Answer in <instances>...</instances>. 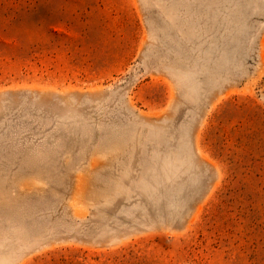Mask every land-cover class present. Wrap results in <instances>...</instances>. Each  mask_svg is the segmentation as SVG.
<instances>
[{
    "label": "rangeland",
    "instance_id": "rangeland-1",
    "mask_svg": "<svg viewBox=\"0 0 264 264\" xmlns=\"http://www.w3.org/2000/svg\"><path fill=\"white\" fill-rule=\"evenodd\" d=\"M0 264H264V0H0Z\"/></svg>",
    "mask_w": 264,
    "mask_h": 264
}]
</instances>
